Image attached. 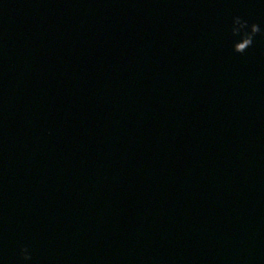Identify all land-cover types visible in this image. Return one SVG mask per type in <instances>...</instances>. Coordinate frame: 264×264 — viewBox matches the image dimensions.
Instances as JSON below:
<instances>
[{
    "label": "water",
    "instance_id": "95a60500",
    "mask_svg": "<svg viewBox=\"0 0 264 264\" xmlns=\"http://www.w3.org/2000/svg\"><path fill=\"white\" fill-rule=\"evenodd\" d=\"M0 264H264V0H0Z\"/></svg>",
    "mask_w": 264,
    "mask_h": 264
},
{
    "label": "clouds",
    "instance_id": "9594fccd",
    "mask_svg": "<svg viewBox=\"0 0 264 264\" xmlns=\"http://www.w3.org/2000/svg\"><path fill=\"white\" fill-rule=\"evenodd\" d=\"M231 36L238 38L233 44V51L243 55L249 48L253 46L254 39L261 34V28L258 24H251L240 17H234L231 26ZM20 257L23 261H31L32 257L28 248L20 250Z\"/></svg>",
    "mask_w": 264,
    "mask_h": 264
}]
</instances>
